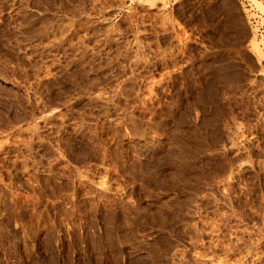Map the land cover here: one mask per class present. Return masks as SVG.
Returning <instances> with one entry per match:
<instances>
[{
    "label": "rangeland",
    "instance_id": "obj_1",
    "mask_svg": "<svg viewBox=\"0 0 264 264\" xmlns=\"http://www.w3.org/2000/svg\"><path fill=\"white\" fill-rule=\"evenodd\" d=\"M250 16L264 0H0V264H264Z\"/></svg>",
    "mask_w": 264,
    "mask_h": 264
},
{
    "label": "built area",
    "instance_id": "obj_2",
    "mask_svg": "<svg viewBox=\"0 0 264 264\" xmlns=\"http://www.w3.org/2000/svg\"><path fill=\"white\" fill-rule=\"evenodd\" d=\"M249 21L251 22L256 34L259 35V37L263 36L264 39V23L260 22V19L256 18V16H250Z\"/></svg>",
    "mask_w": 264,
    "mask_h": 264
},
{
    "label": "bare ground",
    "instance_id": "obj_3",
    "mask_svg": "<svg viewBox=\"0 0 264 264\" xmlns=\"http://www.w3.org/2000/svg\"><path fill=\"white\" fill-rule=\"evenodd\" d=\"M257 4H258V5L261 7V4H260V2H258V1H257Z\"/></svg>",
    "mask_w": 264,
    "mask_h": 264
}]
</instances>
